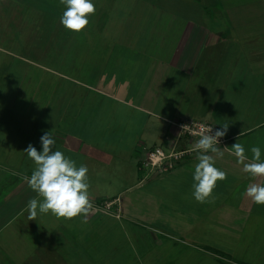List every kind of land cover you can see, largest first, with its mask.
<instances>
[{
  "label": "crops",
  "instance_id": "1",
  "mask_svg": "<svg viewBox=\"0 0 264 264\" xmlns=\"http://www.w3.org/2000/svg\"><path fill=\"white\" fill-rule=\"evenodd\" d=\"M14 1L17 0H0V7H10V2ZM95 1L97 16L101 0ZM131 1L140 2V26L128 30L122 27L130 24L134 12L116 5L115 14L122 10L126 15L124 22L117 23L121 27L120 36L114 35L112 24L107 22L100 32H94L90 25L86 28V33L93 32L104 42L77 40L64 44L66 48L79 50L73 53L74 56L88 59V65L93 66L90 72H98V75L86 78L92 80L91 83L82 81L79 76H69L65 68L60 70L59 67L55 71L43 67L46 72L74 82L84 91L58 92L55 105L53 94L44 92L46 95L41 101V114L46 118L44 123L38 125L26 118L28 120L20 124V129H17L18 124L15 129L29 131L28 137L19 133L20 138H10V149L3 150L5 153H1L0 148V264H32L43 262L44 258L48 261L54 256L50 241H61L54 231L61 228L58 236H63L65 224L80 219L66 221L49 213L38 214L36 221H29L26 206L36 193L28 187L24 177L31 176L35 165L23 150L35 141L30 140L34 127L52 131L56 141L54 150L75 160L78 167L81 164L88 167L90 187L95 186L97 175L103 176L101 182H104L106 171L118 170L109 174L114 176H118V172L125 174L126 185L119 179L114 185L121 186L108 190L118 194L112 200L120 201L111 211L92 209L83 231L69 239L74 249L82 248L86 255L90 250L85 248L82 238L90 241L95 234L104 235L107 221L115 222L128 242L129 238L140 239L138 232L135 235L136 230L147 229L145 225L151 227L147 236L153 243L152 246L143 244L146 249L140 264H150L153 257L151 264H177L175 254L182 253L179 254L181 251L176 244L171 246L170 240L187 248L184 255L189 249L193 250L185 247L188 245L182 241L185 242L184 236L191 234L202 222L206 223V211L204 216L200 214L204 218L197 220L199 212L194 214L198 208L203 209L200 203L167 199L169 203L165 204L159 202L160 195L155 201L156 197L151 193L139 194L140 199L139 195L123 196L135 189L139 191L144 185L142 180L137 185L135 173L126 167L135 166L136 162L138 165L149 150L147 145L160 143L169 150L192 149L196 137L183 136L172 122L196 121L215 124L219 128L223 123H229L228 142L219 146L224 155L215 163L227 177L217 181L214 193L218 195L215 197L218 205L212 214H223L222 210L228 206L245 212L246 216L242 218L246 220L257 210H264V205H256L244 195L248 184L254 181L243 172L242 165L230 152V147L238 142L251 159V148L259 146L264 159V0ZM61 7H58L59 17L62 15L60 9L64 11V6ZM22 10L20 8L19 12L23 14ZM110 11L109 14H114V7ZM17 12L15 9L14 15ZM69 53L70 57L61 62L72 63L71 71L82 76L80 60L72 61V51ZM52 114L56 116L53 118ZM38 145L34 147L42 151L40 138ZM195 157L196 153L192 151L170 176L153 177L151 183L173 177L176 183L172 190L176 193L174 196L185 198L186 189L193 191L194 166L198 162ZM109 177L106 181L111 185ZM219 186L222 190H217ZM219 191L228 194L232 201L225 202ZM101 198L100 204L112 201ZM164 207L172 212H167ZM97 215H101V227H98ZM102 216L110 219L106 221ZM187 222V226L180 227ZM190 222L200 225L193 228ZM167 243L172 249L166 246ZM76 245L79 247H74ZM171 254L174 256L172 261ZM60 264L68 263L64 260Z\"/></svg>",
  "mask_w": 264,
  "mask_h": 264
},
{
  "label": "rangeland",
  "instance_id": "2",
  "mask_svg": "<svg viewBox=\"0 0 264 264\" xmlns=\"http://www.w3.org/2000/svg\"><path fill=\"white\" fill-rule=\"evenodd\" d=\"M135 2H137V4ZM135 2L131 0H117L116 2L115 0H101L100 12L97 16L94 15L89 18V25L93 26L94 32H100V29L105 24H112L114 35L120 36L121 27L120 25L117 26V23L120 21L124 22L123 20L126 15L121 9H119L121 10L120 12L115 14V7L118 5L117 8L124 6L126 10L127 8L129 10L133 9L134 13L130 24L121 25L122 27H127L126 30H128V28L140 26V2ZM94 3L96 4L95 0ZM61 6L59 0H17L10 2V7H0L1 153H5L4 151L7 148L10 149L9 140L11 137L20 138V134L23 136L25 135V138L28 137L26 133L29 131L26 132L25 129L22 131L17 130L20 129V124L25 123L28 119H30L29 121L34 120L38 125L42 122L44 123L46 118L41 114V104H43L41 101H43L46 95L44 92H51V94H53V105H55L58 92L84 91L78 88L74 82L65 80L63 77H57L55 73L46 72L43 69L44 66L55 71L56 69L59 70V67L60 70L65 68L69 76L77 78L79 76L82 81H89L90 83L92 80H86V78L98 75L96 70L90 72V68L93 66L88 65V59L73 55V53L79 50L66 48L64 44L69 41L77 40L99 43L104 42V39L96 36L92 31V34L86 33L88 31L86 29L81 33H73L66 30L61 25L60 17L58 16V7ZM113 7L114 14H109ZM20 8L23 9V14L19 12ZM62 8L63 7H61V9ZM15 9L18 11L16 15H14ZM61 9L60 12L62 11V14L63 10ZM228 23L229 21H227V24ZM89 35H93V37L91 38ZM71 51L72 61L75 59L78 61L80 60L82 76L71 71L72 66H74L72 63L67 64L61 62L62 59L70 57L69 52ZM63 52L65 55H63ZM52 116L54 118L56 115L52 114ZM16 124H18L17 129H15ZM31 131L34 135L30 140H35L31 142L33 146L39 144V138L44 135V131L48 132L46 128L37 130L35 127ZM12 132H15V134ZM195 139L198 140L199 137ZM156 147H161V149L166 152L169 151V148L162 146L160 143L156 145H147L149 150L155 149ZM144 158L145 154H143V157L139 160L138 165L136 162L135 166L131 164L130 168L126 167L129 172L132 171L135 173L136 180L134 182L139 185L142 183L140 182L142 180L144 185L140 187V190L138 189L139 191L135 189V191L133 190L129 193H125L123 195L125 198H128L127 196L135 197L139 194L147 195L151 193L152 196L154 195L156 197L155 201L158 199L157 195H160L161 201L159 202H164L165 204L169 203L168 200H178L187 203L189 200H191V202H196L192 196L191 190L186 189L184 191L185 198L178 199V196H174L176 193L172 192V190L175 189L176 183L173 182V177L171 180L151 183L153 177H168L174 170L163 175L159 173L149 174L147 171L140 169L141 161ZM115 170L116 169L111 172L110 170L106 171L105 175L107 179L105 178L104 182H101L103 176L97 175L95 186L93 185L89 188L91 201L99 205L102 202L100 201L102 199L101 197L112 200L113 197L118 194L115 192L111 194L112 192L108 190L113 191L120 187L121 185H114V182H117L119 179L123 182L121 183L122 185H126L124 173L118 172V176L109 175ZM117 171L118 170H116V173ZM108 177L111 179V185L106 181ZM177 184L179 185L181 183ZM217 190H222V187L219 186ZM140 195L138 196L139 199ZM227 195L228 194H223L219 191V196H224L225 202L232 201V198ZM214 196H218L216 192ZM231 196L235 197L233 193ZM145 201L149 202L147 199ZM142 204L144 205L145 203L143 202ZM200 204L203 206V209L198 208V211L195 210L194 214L199 212V215H196L197 220L203 217L206 211L208 213V216H206V223L202 222L200 225L199 222H190L191 227L196 228L199 225L200 227L191 231V234L184 236L185 242L182 241L183 244L188 245L185 247H191L193 250L189 249L186 255H184L187 248L180 246L178 242L174 240L169 241L171 242V246L172 244L178 246V249L181 251L179 254L182 253V255H178V253L175 254V260H178L177 264H264V214L262 213L264 210H257L244 220L242 217L246 216L245 212L232 209L228 206H225L222 210L223 214H212V212L215 211V207L218 205L216 200L211 203ZM208 207L209 209H207ZM164 208L167 212H172V210L167 207ZM201 213L203 216H200ZM100 217L101 215H97L98 227H101L99 225L101 223ZM102 218L106 219V221L110 219L107 216H102ZM216 219L219 220L218 223ZM159 224L163 225L161 222ZM65 225L66 231H64L65 234L63 236H58L62 230L61 228L54 231L55 234L58 233L56 238H59L61 241H50V245L53 246L51 252H53L54 256L48 257L49 260L46 262L44 258L43 262H32V264H60V262L64 260H66L68 264H140L141 257L146 249L142 247L143 244L146 243L147 246H152L153 243L151 237L147 236L151 228L149 226L145 225L147 228L145 230L142 228L136 230L135 235L137 232L140 235L138 241L129 238L128 242L124 235L121 236L122 233L119 232L115 222L110 224V222L107 221V232L104 235L97 236V234H95L90 238V241H86L82 238L85 248L90 250L86 255L82 248L74 249L72 240H69L73 235L75 236L76 233H81L86 227V224L81 223L79 219L68 222ZM187 225L188 222L183 223L180 227ZM67 235L68 239L64 240ZM77 246L78 245L74 247ZM166 246L172 249L169 243H167ZM131 248H133L134 251H132ZM154 259V257L150 259V264ZM173 259L174 256L172 255L171 261Z\"/></svg>",
  "mask_w": 264,
  "mask_h": 264
},
{
  "label": "clouds",
  "instance_id": "3",
  "mask_svg": "<svg viewBox=\"0 0 264 264\" xmlns=\"http://www.w3.org/2000/svg\"><path fill=\"white\" fill-rule=\"evenodd\" d=\"M59 3L64 6L60 23L73 33L83 32L90 23L89 18L97 11L94 0H59ZM228 129L229 123H223L215 132L212 127H204L199 133L200 138L192 146L191 150L196 153L198 161L194 166L192 196L198 203L214 202L217 181L227 177L226 172L217 168L215 163L217 158L224 155L219 144ZM40 141L42 151H37L32 144L23 150L35 165L31 176L24 177L28 187L36 193V197L31 198L26 206L29 221H36L38 214L50 213L66 221L79 217L81 223L87 224L94 207L89 196L88 167L84 164L78 167L75 160L60 150H54L56 141L52 131L45 132ZM230 152L242 165L243 172L254 181L248 184L244 195L256 205H264V159L261 148H251V159L241 143H234Z\"/></svg>",
  "mask_w": 264,
  "mask_h": 264
},
{
  "label": "built area",
  "instance_id": "4",
  "mask_svg": "<svg viewBox=\"0 0 264 264\" xmlns=\"http://www.w3.org/2000/svg\"><path fill=\"white\" fill-rule=\"evenodd\" d=\"M173 126H176L180 133L189 138L199 137V133L204 127H212L213 132L215 130L220 129L215 124L210 123H200L196 121H180V122H172ZM183 125H187L184 129ZM228 142L226 136L221 138L219 146H224ZM192 153V150H177L172 148L168 152L164 151L161 148H155L149 150L145 158L141 161L140 169L143 171H147L150 173H159L165 174L175 170L181 163H183L188 156ZM139 169V170H140ZM120 200L116 199L113 201L103 202L102 204L93 203V209L111 211L113 209L114 204H117ZM119 217V214H117Z\"/></svg>",
  "mask_w": 264,
  "mask_h": 264
}]
</instances>
